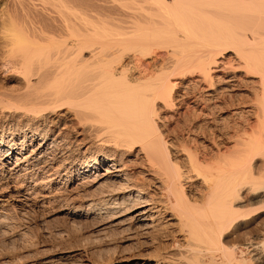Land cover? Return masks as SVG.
<instances>
[{"label": "bare ground", "instance_id": "6f19581e", "mask_svg": "<svg viewBox=\"0 0 264 264\" xmlns=\"http://www.w3.org/2000/svg\"><path fill=\"white\" fill-rule=\"evenodd\" d=\"M0 40V232L15 208L73 200L154 241L176 226L175 253L151 264H264V229L246 237L264 212V0H0ZM239 70L252 119L231 136L207 121L214 150L193 141L207 132L194 118L167 138L158 109L207 116L224 97L214 78ZM138 165L155 184L134 180Z\"/></svg>", "mask_w": 264, "mask_h": 264}, {"label": "rangeland", "instance_id": "374dc122", "mask_svg": "<svg viewBox=\"0 0 264 264\" xmlns=\"http://www.w3.org/2000/svg\"><path fill=\"white\" fill-rule=\"evenodd\" d=\"M1 45L0 43V48ZM222 57L230 61L235 59L233 53L229 51L222 53ZM2 58L3 56L0 52V60ZM0 67L2 68H0V87L8 88L10 84L12 85V83L7 80L12 70L9 67ZM216 74L221 76V73ZM242 74L240 70L235 73H229V76L234 75V79L231 82L222 80L220 77V80L217 77L214 78V86L221 87V92L224 94L225 98L222 97V99L218 101L221 105L218 102L213 103L217 105V109H212L213 111L211 110V113L207 109V113H210H208L207 116L200 115L197 117V112L193 111L195 108H192V106L186 107L184 104L175 106V108H168L169 110L167 107L158 109L156 119L158 124L160 122L159 125H162L160 128L161 130L163 129L162 131L165 132L167 138L169 140L171 139L170 141H175L177 138L181 139L179 135L180 128L178 129L176 122L183 119L191 121L194 118L198 123L200 122L199 124H201L207 132L205 136L197 133L192 137L194 139L193 141L197 143L196 145H200L199 148L204 146V148L213 149L216 147L212 146L209 143L210 140H206V138L210 137L212 133L214 135L217 134V132L215 128L213 129V124L211 125V123L207 121L217 119L221 122V120L224 119L222 123L228 126L230 125L226 136H231L233 125L235 127L240 123V117L246 118L248 116V119H252L251 103L253 102L252 92L255 89V84H253L252 78ZM229 76L228 78H230ZM195 86L194 84L191 85V89H193L195 94L205 98L206 93L203 89V85L200 87L198 85ZM224 106L225 108H223ZM218 108H222V110ZM240 110H242V113ZM233 111H237V113H235L236 115ZM205 121L207 123H205ZM210 125L212 128H210ZM174 135L177 136L176 139ZM227 138L216 140L219 144L218 148L220 147V149H223L225 146L230 145V140L232 138ZM140 167L141 166L138 165L137 167L131 168V172L135 174H133L134 180L137 183H149L150 185L152 180L150 181L145 174L143 175V173L137 172L140 171ZM146 180L148 183H146ZM151 183L155 184L153 181ZM153 184L151 185L152 189ZM152 189L149 186V190ZM31 207L27 208L25 211L18 208H15L17 210L11 209L14 211H11V220L7 221L10 225L7 223V228L0 232V264H117V262L121 260L125 261L122 264H135L140 262V260H145L147 263L151 264L153 261L145 257L154 256V254L156 255L158 252L159 255L175 253L172 242H180V236L176 234L177 228L173 225L171 227L163 226L164 234H162L166 236H161L158 241H154L151 235H139L134 232V229L127 231L119 227L108 226L106 225L108 224L107 218L86 217L82 214H75L72 210L79 207V201L73 202V200H71L70 202L67 201V203L56 201ZM18 210L21 213H18ZM263 215L264 212L257 215V217L260 218V222H257L258 224H250L251 227L249 225V229L247 228L249 232L246 237H257L261 240L260 233L264 229ZM169 232L171 234H169ZM237 238L236 242L239 244L240 236L238 239ZM186 259V257L182 258L180 264H187V261H185ZM187 260L188 263L192 264V262H189V259ZM46 261H49V263H46Z\"/></svg>", "mask_w": 264, "mask_h": 264}]
</instances>
